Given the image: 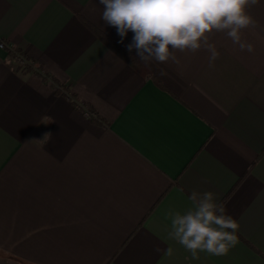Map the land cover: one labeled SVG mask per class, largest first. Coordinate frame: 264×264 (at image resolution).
<instances>
[{
  "label": "crops",
  "instance_id": "1",
  "mask_svg": "<svg viewBox=\"0 0 264 264\" xmlns=\"http://www.w3.org/2000/svg\"><path fill=\"white\" fill-rule=\"evenodd\" d=\"M103 10L0 0V264H264V0L254 52L214 32L211 68L204 49L139 61ZM192 191L238 223L227 255L169 238Z\"/></svg>",
  "mask_w": 264,
  "mask_h": 264
},
{
  "label": "clouds",
  "instance_id": "2",
  "mask_svg": "<svg viewBox=\"0 0 264 264\" xmlns=\"http://www.w3.org/2000/svg\"><path fill=\"white\" fill-rule=\"evenodd\" d=\"M103 5L101 19L116 28L123 38L133 33L127 45L131 53L136 51L139 61L179 63L176 52H192L204 49L209 53V67L219 58V52L210 35L224 33L240 51L254 52V45L242 39V31L254 28L256 21L247 9L258 0H99ZM134 62H135V58ZM164 75V73H161ZM51 133H44L40 141L47 143ZM192 203L185 213L169 210L171 220L170 239H174L190 252L193 259L199 253L225 256L236 246L239 228L236 220L226 214L224 204L217 203L215 194L192 191ZM160 251V249H156ZM172 248L166 255H172Z\"/></svg>",
  "mask_w": 264,
  "mask_h": 264
},
{
  "label": "built area",
  "instance_id": "3",
  "mask_svg": "<svg viewBox=\"0 0 264 264\" xmlns=\"http://www.w3.org/2000/svg\"><path fill=\"white\" fill-rule=\"evenodd\" d=\"M9 46L4 42V41H0V49H5L8 48ZM17 64L20 68L24 67L27 63L26 59L24 57H22L19 54H16L15 56Z\"/></svg>",
  "mask_w": 264,
  "mask_h": 264
},
{
  "label": "trees",
  "instance_id": "4",
  "mask_svg": "<svg viewBox=\"0 0 264 264\" xmlns=\"http://www.w3.org/2000/svg\"><path fill=\"white\" fill-rule=\"evenodd\" d=\"M108 46L111 47L113 50L116 48L114 43L107 42Z\"/></svg>",
  "mask_w": 264,
  "mask_h": 264
}]
</instances>
